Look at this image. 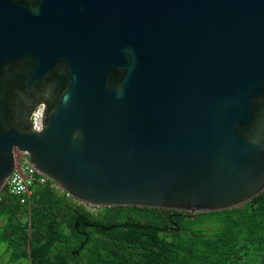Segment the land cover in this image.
I'll list each match as a JSON object with an SVG mask.
<instances>
[{"label":"water","instance_id":"water-1","mask_svg":"<svg viewBox=\"0 0 264 264\" xmlns=\"http://www.w3.org/2000/svg\"><path fill=\"white\" fill-rule=\"evenodd\" d=\"M15 150L91 207L249 203L264 192V0H0V194Z\"/></svg>","mask_w":264,"mask_h":264},{"label":"trees","instance_id":"trees-1","mask_svg":"<svg viewBox=\"0 0 264 264\" xmlns=\"http://www.w3.org/2000/svg\"><path fill=\"white\" fill-rule=\"evenodd\" d=\"M57 186L36 185L30 206L1 192L8 264H264V192L190 217L135 206L91 210Z\"/></svg>","mask_w":264,"mask_h":264},{"label":"built area","instance_id":"built-area-1","mask_svg":"<svg viewBox=\"0 0 264 264\" xmlns=\"http://www.w3.org/2000/svg\"><path fill=\"white\" fill-rule=\"evenodd\" d=\"M43 110L44 106L40 105L32 114L31 120L35 131L42 130ZM15 159L14 171L4 189H7L11 195L19 197L22 204H28L30 206L33 188L39 184H46L50 180L30 164L28 153H21L15 150ZM58 189L61 190L59 187ZM91 210H94V208L92 207Z\"/></svg>","mask_w":264,"mask_h":264},{"label":"rangeland","instance_id":"rangeland-1","mask_svg":"<svg viewBox=\"0 0 264 264\" xmlns=\"http://www.w3.org/2000/svg\"><path fill=\"white\" fill-rule=\"evenodd\" d=\"M98 207H95V209ZM94 209V210H95ZM6 245L0 242V264H8V257L5 255Z\"/></svg>","mask_w":264,"mask_h":264}]
</instances>
